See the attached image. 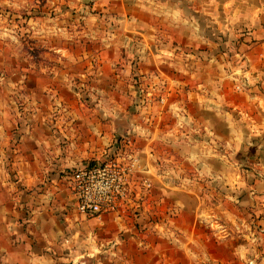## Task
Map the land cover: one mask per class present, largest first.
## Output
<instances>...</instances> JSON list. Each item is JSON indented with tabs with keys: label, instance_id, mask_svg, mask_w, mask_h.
<instances>
[{
	"label": "crops",
	"instance_id": "obj_1",
	"mask_svg": "<svg viewBox=\"0 0 264 264\" xmlns=\"http://www.w3.org/2000/svg\"><path fill=\"white\" fill-rule=\"evenodd\" d=\"M231 5V12L223 9L232 14L225 27L234 32L246 25L245 41L251 45L249 53L237 54L240 63L222 66L224 56L217 55V50L211 55L210 47H204L209 51L199 58L186 49L181 59L185 65L180 68L187 74L177 76L157 64L154 51L147 54L142 49L134 69L126 67L125 76L133 75L141 82L137 87L141 106L147 95L156 92L158 97L151 100L163 102L154 103L152 109L144 107L147 115L139 126L148 124L150 134L144 135L141 129L135 137L140 169L131 177L130 200L117 213L79 214L70 187L75 170L130 148L111 122L98 116L63 117L54 132L46 122L32 125L19 150L18 172L27 177L18 181L1 177L0 181V264H87L91 260L97 264H264V67L255 66L264 47V40L259 45L264 38V0L227 1L226 6ZM218 7L217 0H205L184 12L208 13L214 8L213 23L221 25ZM183 22L184 27L193 28L190 38H203L197 37L199 21L186 17ZM175 53L166 56L165 68L170 72L177 70L172 68L178 60ZM212 66L216 68L211 71ZM245 73L252 75L254 84L245 93H237L234 78ZM143 80L149 81L150 89L143 88ZM97 91L104 93L98 87ZM240 111L247 114L244 124ZM181 114L183 125L178 126ZM235 153L251 157V166H246L244 172L249 175H243L239 184L240 199L232 203L243 207V213L232 210L228 215L236 226L233 234L248 240L229 250L223 231L207 233L189 224L186 217L203 210L205 199L196 191L197 185L206 178L220 183L236 168L229 160ZM144 178L152 189L143 183ZM154 188L163 191L155 198L150 196ZM175 192L193 196V202L186 197L170 200ZM121 236L126 237L124 242L119 241ZM128 237L138 238L139 244H125L130 243ZM101 256L109 258L108 263L101 262Z\"/></svg>",
	"mask_w": 264,
	"mask_h": 264
},
{
	"label": "rangeland",
	"instance_id": "obj_2",
	"mask_svg": "<svg viewBox=\"0 0 264 264\" xmlns=\"http://www.w3.org/2000/svg\"><path fill=\"white\" fill-rule=\"evenodd\" d=\"M227 1L232 0H217L221 25H215L214 8H209L208 13L184 12L190 5L203 4L205 0H0V181L1 177L10 181L27 177L28 174L25 176L23 172H18L22 161L19 150L32 125L46 122L54 132L60 129L56 126L57 121L74 116H98L111 122L116 134L130 135L134 146L127 150L138 158L140 169L139 145L135 147V137L142 130L146 136L150 133L149 125L142 128L139 122L147 115L143 113L144 107L152 109L154 103L163 99L159 98L157 102L149 99L141 106V89L137 88L141 82L133 75L125 76L126 67L130 65L134 69L142 49L147 54L154 51L153 58L157 59V64L164 67L167 73L177 76L187 74L180 68L185 65L181 59L186 49L194 50L199 58L203 56L201 53L209 51L204 47H210L211 55H215L217 50V55L224 56L222 66L240 63L237 54L244 56L251 51L250 42L245 41L248 27L245 25V30L235 29L234 32L225 27L227 18L232 14L224 13L223 9L231 12L236 4L227 7ZM186 17L200 22V26L196 27L197 37L206 39L190 38L193 28L184 27L183 19ZM201 39L210 43L203 44ZM263 40L259 41V45ZM169 51L176 52L178 56L176 67H172L177 68L174 72L165 68ZM263 53L264 47L255 61L258 68L264 67ZM215 68L208 69L212 71ZM147 82L143 80V88L150 89ZM97 87L104 93L98 92ZM225 88L228 89V86ZM234 89L237 93L247 91ZM158 93L149 98H157ZM95 103H101V106ZM239 116L244 124L247 114L240 111ZM182 117V114L177 116L178 126L183 125ZM229 160L236 168L226 173L220 183L215 185L206 178L202 179L200 186L197 185L196 191L201 193L205 204L202 212L186 219L189 224L199 225L207 233L210 230L223 231L222 239L230 241L227 247L230 250L237 243L248 240L241 234H233L236 226L228 212L243 213V207H234L232 203L241 197L238 187L243 183V175H249L244 171L246 166H251V157L235 153ZM147 180L144 178L143 183ZM146 187L152 189V185ZM162 192L154 188L150 196L155 198ZM180 193L175 192L169 199L186 197L193 202V196ZM151 213L152 209L147 211V214ZM128 239L130 243L125 244L129 246L139 244L136 237ZM164 239L166 241L167 238ZM125 240V236L119 238L120 242ZM131 250L128 247V251ZM228 254L225 249L223 257L229 258ZM101 260L108 263L109 258L101 256ZM91 261L97 264L96 260Z\"/></svg>",
	"mask_w": 264,
	"mask_h": 264
},
{
	"label": "built area",
	"instance_id": "obj_3",
	"mask_svg": "<svg viewBox=\"0 0 264 264\" xmlns=\"http://www.w3.org/2000/svg\"><path fill=\"white\" fill-rule=\"evenodd\" d=\"M236 78L237 91L248 90L254 84L250 74L245 73ZM147 97L145 102L151 100L150 95ZM129 136H121V139L131 147L133 141ZM138 169V158L131 152L124 151L72 172L70 187L76 197L79 214L100 217L123 209L130 200L131 177ZM144 184L151 185L148 181Z\"/></svg>",
	"mask_w": 264,
	"mask_h": 264
},
{
	"label": "water",
	"instance_id": "obj_4",
	"mask_svg": "<svg viewBox=\"0 0 264 264\" xmlns=\"http://www.w3.org/2000/svg\"><path fill=\"white\" fill-rule=\"evenodd\" d=\"M120 135H121V136H126V135H127V133H120Z\"/></svg>",
	"mask_w": 264,
	"mask_h": 264
}]
</instances>
